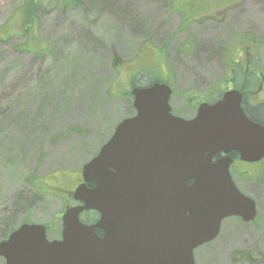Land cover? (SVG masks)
Listing matches in <instances>:
<instances>
[{"label":"rangeland","instance_id":"374dc122","mask_svg":"<svg viewBox=\"0 0 264 264\" xmlns=\"http://www.w3.org/2000/svg\"><path fill=\"white\" fill-rule=\"evenodd\" d=\"M247 65H264V0H0V241L26 222L61 237L83 165L136 113L134 86L166 82L191 118L242 88ZM232 175L258 226L226 219L196 264L264 256V161Z\"/></svg>","mask_w":264,"mask_h":264},{"label":"water","instance_id":"95a60500","mask_svg":"<svg viewBox=\"0 0 264 264\" xmlns=\"http://www.w3.org/2000/svg\"><path fill=\"white\" fill-rule=\"evenodd\" d=\"M172 93L161 83L132 90L136 115L83 165L74 192L82 204L64 212L62 239L24 223L0 242L5 264H195V249L216 239L225 218H255L229 154L263 160L264 125L247 117L239 90L202 103L192 119L171 113ZM90 210L101 218L85 225L80 215Z\"/></svg>","mask_w":264,"mask_h":264},{"label":"flooded vegetation","instance_id":"af4514ba","mask_svg":"<svg viewBox=\"0 0 264 264\" xmlns=\"http://www.w3.org/2000/svg\"><path fill=\"white\" fill-rule=\"evenodd\" d=\"M223 2H225V1H223ZM251 67L252 66H250V65L246 66V69H247V70H245L246 76H245V79L243 81L244 82V86L241 89L242 92H243L242 107H243V110L245 111V113L250 118H252V115H250V114L253 111V109H255V110H258V109L264 110L263 106H262L264 104V65L261 66L260 73L259 74H255V75H254V71H251ZM255 82H258V84L256 86L250 85V84H253ZM215 101L209 100L208 102L209 103H213ZM172 113L175 114L173 111H172ZM175 115H177V114H175ZM223 155H224L223 153H218L214 157V160H216L218 158H221ZM229 155L234 160L232 167H234V166H239V167L242 166L243 168H246V167H251V166L254 167V166L258 165V163H248V162L241 161L240 155H239V153L237 151H232V152H230ZM244 171L246 172V169ZM79 181L80 182L78 184H81L83 182L82 179H80ZM251 198H253V197H251ZM69 202H70V205H66V207L80 204L79 202H76L73 199H70ZM87 213L90 214L91 212H87ZM100 217H101L100 214L96 213V219L92 220V219H90V216H89V218L84 219V221L87 224H93V223L97 222L100 219ZM259 217H260V213H259V211L257 209V215H256V217L253 220L246 221L240 216L230 217L229 219H232V220H234V221H236V222H238V223H240L242 225H251L254 228V227L258 226ZM96 233L101 238H103L104 235H105V231H103L101 229H96ZM54 239H58V238H54ZM0 259L2 261L1 264H5L6 263V259L5 258H0ZM263 259H264V256L263 257L260 256L256 249H253L251 251V253L250 252L249 253L246 252V256L243 255V256H241L239 258V260L245 261V263H247V264H263V261H264Z\"/></svg>","mask_w":264,"mask_h":264},{"label":"trees","instance_id":"16d2710c","mask_svg":"<svg viewBox=\"0 0 264 264\" xmlns=\"http://www.w3.org/2000/svg\"><path fill=\"white\" fill-rule=\"evenodd\" d=\"M264 109V108H263ZM264 111V110H263ZM252 119L255 120V121H258V122H261L264 124V119H261L260 117H257V116H254L252 115Z\"/></svg>","mask_w":264,"mask_h":264}]
</instances>
